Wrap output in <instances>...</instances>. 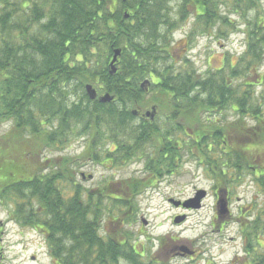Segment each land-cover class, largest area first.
Instances as JSON below:
<instances>
[{"label": "trees", "instance_id": "trees-1", "mask_svg": "<svg viewBox=\"0 0 264 264\" xmlns=\"http://www.w3.org/2000/svg\"><path fill=\"white\" fill-rule=\"evenodd\" d=\"M170 1L0 0V122L13 121L8 142L19 147L27 133L38 141L25 143L26 148L33 150L35 143L44 148L59 140L56 130H44V115L59 114L64 127L85 118L84 130L95 138L102 125L113 138L126 134L121 147L116 145L115 156L111 152L99 162L113 157L120 166L144 157L145 170L152 178H162L178 167L182 154L204 164L213 182L229 193L246 172L264 192V125L258 120L249 127L246 122L257 120L262 108L250 104L248 89L253 84H233L235 78L249 76L251 62L257 72L264 52V16L256 13L247 21L245 56L227 70L209 69L202 79L187 58L178 68L168 62L172 32L193 12L197 23L209 29L207 35L220 19L223 25L233 23L220 15L219 0H179L176 18L167 14ZM230 2L234 9L251 8V3L256 7L255 0ZM115 49L121 51L117 71L109 74ZM95 53L103 61L93 60ZM144 77L150 81L147 91L140 88ZM69 82L80 89L93 83L98 94L109 93L114 99L100 103L88 99L84 90L81 103H73L71 109L62 104L49 115L56 91ZM261 96L264 99V93ZM151 105L165 117L163 126L141 118L132 127L137 117L132 111L138 114ZM226 110H233L238 119L221 125L212 114ZM92 148L90 154L98 160ZM25 159L28 166L14 172L16 179L10 172L1 176L0 201L12 202L19 225L43 233L54 264H116L120 255L139 264L129 243L121 248L116 239L104 242L97 234L103 194L84 193L74 185L72 190L53 160L36 168ZM68 162L63 159L62 165ZM147 182L151 183L132 178L123 183V207L131 205L130 198L142 193Z\"/></svg>", "mask_w": 264, "mask_h": 264}, {"label": "rangeland", "instance_id": "rangeland-1", "mask_svg": "<svg viewBox=\"0 0 264 264\" xmlns=\"http://www.w3.org/2000/svg\"><path fill=\"white\" fill-rule=\"evenodd\" d=\"M178 1L171 0L167 4V14L170 18L178 17ZM219 1L220 15L227 16V20L233 24L223 25L220 19V22H216L211 33L207 35L206 29L207 31L209 29L197 23L194 19L195 12H193L185 21L178 23L176 30L171 35L172 58L168 62L178 68L183 59L187 58L196 74L200 75L202 79L206 78L209 69V71L227 70L229 66L237 64L239 57L245 54V29L248 19H253L256 13L264 16V0H255L256 7L251 3L253 7L244 8L243 6L241 9H234L230 0ZM247 4L249 3L247 2ZM93 56V60L99 58V61H103V57L97 53ZM253 63L251 62L249 76L244 74L233 81V84L236 85L244 82L253 84L248 89L250 104L252 108L256 105H259L258 109L262 108L261 115L257 117V120L246 118L249 127L258 125V120L261 122V126L264 125V99L261 96L264 93V52L260 65L256 69L257 72L253 71ZM261 80L262 82L259 83ZM90 84L96 87L93 83ZM83 92L84 89H80L74 82L61 86L52 101V109L48 108L49 115L55 111L58 112L62 104L66 106V109H71L73 103H81L80 97ZM149 108L150 106L143 111ZM59 116L56 114L49 118L47 115L42 117V120H46L43 126L44 130L47 132L56 130L54 136L59 140L44 148L39 143H35L32 145L34 146L33 150L29 147L26 148V144L31 145L33 141L38 140L28 137L26 133L23 139L19 140L20 146L15 145L14 148L11 141L9 143L6 139L12 129L13 121L0 122V150L4 152V154L0 152V179H3L1 176H4L6 172L12 174L11 179H16L14 172L28 166V161L25 158L32 160L36 168L44 160H47L46 165L48 161L53 160L58 164L57 169L68 178V186L72 190L74 185L80 186L84 193L89 191L94 195L103 194L100 196L102 199L101 217L98 222L97 234L104 242L107 241L105 238L107 234L114 236L113 233H116L113 231H116L117 225L112 224L109 220L114 216L125 218V224L121 227V237L127 239L128 245L135 242L140 250H144L145 260L140 264H148L147 259L151 254L165 259L167 264H186L183 258L170 259L164 254L172 244L191 242L198 244L204 250L192 264H204L206 261L214 264H233L232 260L235 256L244 257L236 223L226 225L219 235L211 231L210 222L215 217L214 183L204 164H200L195 158L181 154L177 168L164 173L162 178H152L150 173L145 170L144 157H134L130 162L120 166L116 162H112L113 157L107 158L108 162H99L105 160L104 157L111 152L110 156H115L116 145L121 147V143L123 144L126 139V134H119L113 138L108 128L102 125L99 127L98 137L95 138L88 128L84 130L85 118L77 122L68 121V126L64 127L59 122ZM212 116L219 119L221 125L238 119L233 110L222 111L212 114ZM164 120L165 117L158 114L157 111L154 122L163 126ZM141 121V117L137 116L130 125L135 127ZM116 133H119L118 129ZM22 146L28 152H24V149L21 151ZM89 148L95 151V156L98 154V160L90 154ZM209 156L214 158V154H209ZM17 157L20 160L14 159ZM63 159L69 160L66 166L62 165ZM132 178L150 180L151 183L147 182L142 193L130 198V206L123 207L122 200L126 201V198L122 197V192L126 191L123 183ZM240 178L232 186L229 195L230 207L234 210V215H237L238 204H247L255 193L251 182L253 176L246 172ZM195 189L207 192L199 209L177 210L168 201V198L179 201L186 200L194 195ZM120 195L123 199L117 200L116 197ZM12 210V202L0 201V264H54L43 233L35 228L19 225L14 220ZM127 212L130 214L126 215ZM182 214L186 215V220L175 224L173 218ZM135 216L143 217L148 224L143 226L137 222L129 226V222ZM252 248L260 250L259 246L254 243ZM245 258L247 259L246 256ZM116 262L118 263L117 260ZM119 263H123L122 259ZM241 263L246 264L243 260L238 262V264Z\"/></svg>", "mask_w": 264, "mask_h": 264}, {"label": "flooded vegetation", "instance_id": "flooded-vegetation-1", "mask_svg": "<svg viewBox=\"0 0 264 264\" xmlns=\"http://www.w3.org/2000/svg\"><path fill=\"white\" fill-rule=\"evenodd\" d=\"M262 80L259 82L261 83ZM252 185L255 189V193L251 196L250 201L247 204H238V212L237 215H234V210L232 207H230V201H229V190H228V208H229V216L225 217H219L217 215V208H216V202L218 200V191L221 187L220 182L214 183V196H215V217L211 220L210 226L211 231L213 233H216L219 235L224 227L230 223H236L238 225V236L241 240L242 244V250L245 254L244 257L235 256L233 258V264H238L242 260L246 264H264V192H262V188L258 185V182L256 179L251 180ZM197 189H195L194 195L196 193ZM192 196V197H193ZM123 197V196H122ZM120 196L116 197L117 200H122L123 198ZM191 198V197H190ZM188 198V199H190ZM170 198H168L169 201ZM238 200V199H237ZM177 210H186L191 211L192 209H184L181 206L176 208ZM112 224H116V233H113L114 236L111 234H107V237H105L107 240L109 239H116L118 244L122 246L126 243L127 239H124L121 237L122 229L121 227L125 224V218L124 217H113L109 220ZM137 222H140L141 225L145 226L148 224L147 220H145L143 217H137L135 216L131 222H129V226L132 224H135ZM258 226V227H257ZM257 227V229H256ZM139 229V227H138ZM256 230V231H255ZM137 232V231H136ZM257 244L260 248L258 251L255 248H252V244ZM190 254L182 253L176 249L177 245L172 244L165 252V256L172 259V258H183L186 262V264H192L195 259L204 252V250L198 245L194 243H187L185 244ZM251 245V246H250ZM250 246V247H249ZM131 249L133 250V253L138 255L139 257V264L143 263V260H145L146 254H144V250H140L136 245L135 242L130 244ZM249 247V248H248ZM120 252H124L123 249H120ZM247 257V259L245 258ZM122 259V264H133L129 261H127L125 258H123L121 255L118 256L116 264H120L119 261ZM148 264H162L163 262L167 261L165 259H160L156 257L154 254L149 256V259H147ZM204 264H214L212 262H204ZM242 264V263H241Z\"/></svg>", "mask_w": 264, "mask_h": 264}, {"label": "water", "instance_id": "water-1", "mask_svg": "<svg viewBox=\"0 0 264 264\" xmlns=\"http://www.w3.org/2000/svg\"><path fill=\"white\" fill-rule=\"evenodd\" d=\"M122 1L125 2L126 0H122ZM124 16L127 17L128 15L125 13ZM120 52H121L120 49H115L113 51L112 58L109 62V74L116 73V62H117L118 56L120 55ZM149 84H150V81L148 79H145L144 81L141 82L140 88L147 91ZM84 89H85V93H86L87 97L90 100H97L100 103H109L114 99V96L110 95L109 93H103L102 95H97L96 89L89 83L84 85ZM132 112L135 115L137 113V110H133ZM156 114H157V107H156V105H152V106H150V108L148 110L144 111L141 114V116L143 118L149 119V121H153ZM218 193H219V196H218V200L216 202L217 215L219 217L229 216L228 201H227V190L226 189H220L218 191ZM205 196H206L205 190H198V191H196L194 197L187 199L183 202H181L179 200H174V199H169V202L175 207L181 206L185 209H189V208L199 209L201 207L200 202ZM185 217H186L185 215L176 216L173 219V222L175 224H179L185 220ZM176 249L178 251H180L182 253V255L184 253H188V254L191 253L189 251L188 247L184 244L177 245Z\"/></svg>", "mask_w": 264, "mask_h": 264}]
</instances>
